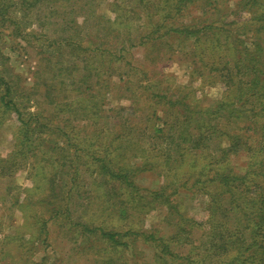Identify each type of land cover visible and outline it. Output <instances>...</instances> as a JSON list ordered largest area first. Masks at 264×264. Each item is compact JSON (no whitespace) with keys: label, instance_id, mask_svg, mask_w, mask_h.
<instances>
[{"label":"rangeland","instance_id":"374dc122","mask_svg":"<svg viewBox=\"0 0 264 264\" xmlns=\"http://www.w3.org/2000/svg\"><path fill=\"white\" fill-rule=\"evenodd\" d=\"M252 1L189 0L182 16L169 17L178 28L214 19L235 46L242 39V52L229 44L198 55L205 45H193L195 37L148 39L153 26L133 13V0L0 3V264H188L186 257L220 264L235 255L225 250L238 234L233 223L215 225L223 218L210 207L215 186L201 188L186 168L168 170L162 152L167 137L191 123L183 104L208 108L207 118L218 112L212 122L222 133L206 140L207 150L230 148L227 169L245 173L253 151L263 150L264 129L248 138V127L264 123L250 115L251 100L217 104L226 75L239 70L235 62L249 60L246 83L264 65V0ZM258 75L264 86V73ZM178 98L180 106L169 103ZM156 128L164 129L159 140ZM103 164L129 167L133 183L106 182L98 172ZM162 191L166 200L155 195ZM181 216L188 228L178 234ZM90 223L118 232L128 245L106 242L86 229L95 227ZM129 227L168 239L183 261L167 263L156 242L126 233ZM259 231H244V256L231 264H264L255 254L264 239Z\"/></svg>","mask_w":264,"mask_h":264},{"label":"trees","instance_id":"16d2710c","mask_svg":"<svg viewBox=\"0 0 264 264\" xmlns=\"http://www.w3.org/2000/svg\"><path fill=\"white\" fill-rule=\"evenodd\" d=\"M6 1L7 0H0V3H5ZM133 1L136 3L135 7H139L137 9H134L133 13L139 14L143 19H146L153 26V28L145 35L152 41L163 36H171L176 38L178 37L179 39H189L190 37H195V41L192 43L193 45L195 44L197 48V44L205 45L202 49H199L198 53H195L196 55L203 54L204 51H208L209 48L214 49L215 47H218L220 50H228L230 48L229 44H233L231 35L227 34L225 36V30L214 26V19L210 23H206L205 21H203V23L198 24L199 26L184 24V22H182L176 23V25L179 26L178 28L176 26H173L172 24H169L167 22V19L169 17L182 16L183 7H185L186 2L189 0ZM257 1L258 0H253L252 2L256 3ZM211 6H213V2L211 3ZM217 8L218 6H214L212 10H217ZM138 9H140V12H136V10ZM222 36L223 38L221 39ZM234 43L236 44V46L234 44L233 46L236 50L239 44H242V39H234ZM236 51L242 52L243 50L238 49ZM246 53L247 52H245V54ZM200 60H203V58H200ZM193 62L196 61L193 60ZM242 62V65L235 62V66L239 68L236 74H240L235 76L236 74L234 73H228L226 75V79L227 77H229L228 85L225 89L226 93H224L223 95L224 99H221V101H217V104L219 106V104L225 102V98L231 97L239 104L251 100V102L253 103V108L250 112V115L255 119L256 122H260V120L258 119L261 116H264V86L259 85L261 77L258 75V71L260 73H264V65L261 68H256L255 70H253L254 75H256L257 77L251 78L249 82L246 83L245 77L251 76V73L247 72V70L250 69L251 66H249V60L247 61V59L245 58L242 59ZM228 63L229 62L225 64ZM216 69L220 70L219 68ZM221 82L223 83V81ZM7 88H9V86ZM162 98L165 99V97ZM183 98L169 100V103L171 105L177 104L178 106H180ZM183 107L185 108V110H188V113L190 114L189 117L191 118V123L186 124L185 127H183V125L180 126V129H177V131L167 137L168 146H166L167 148L165 150V153L162 152V155L166 159L168 170H176L179 174V172L183 173V168H186L185 171L189 170V172L187 173L189 174L188 177L196 174L199 181H203V185L201 188L209 189V185L215 186L214 190L211 192L213 193V197L216 198V200L211 201L210 207L216 208L214 212H217L219 216L221 214L223 215L222 220H220V218L218 217V220L215 221V225H218V227L221 228L223 227L222 229H224V227L233 223L232 227L229 228L231 230L236 229V233H238L236 235H233L231 233L230 238H233L234 236L236 237L234 238L232 243L229 242V244H227V247L225 248V250L227 249L226 255L232 252H234L235 255L226 262H221V260L219 259L216 261L218 263L221 262L220 264H231V262H233L235 259H240L244 256L243 245L246 242V238H244V236H246L244 234V231L248 229V227L250 229V235L252 237L255 236L254 233L257 230H260V234H263L261 235V237L264 236V147L262 146L263 150L261 151L263 154L257 150L253 151V154L251 155L253 161L249 163L247 171L245 173L239 174V172L232 167L231 169H227L228 166H231L229 160L230 148H220L218 153L219 155L214 154V152L211 150H207V148H210L208 147L206 140H208L211 136L218 137L219 132H221L220 130L222 129L217 124L219 123V121H217V123L212 122V117H217L218 112L216 110H212L210 117L207 118V111L204 109L208 108H201L198 105H195L192 108L190 104H183ZM170 109L174 110L175 108L173 106H170ZM155 116L156 113L152 112V115L150 117L148 116V119L151 120ZM246 116L248 118V115ZM24 128L28 130L27 126H24ZM260 128L264 129V123L260 122V124L256 127H248L247 130H252V133L249 134L248 138L260 137L258 130ZM153 132L155 140H159L165 136L163 128H156L153 130ZM260 133H262V135L264 136L263 130ZM230 138L231 144L234 145L236 143L234 137L231 136ZM27 139L28 138H26L25 141ZM199 160H204L205 163L200 164ZM220 163L225 164V167H223V169L221 170L215 167V164ZM159 165H162L164 167V162L162 160H159L158 168ZM98 172L99 174L105 176L106 182L111 184L115 182L117 185H131L128 182L133 183V176H135L127 166H122L119 168V170L114 171L112 166L103 164L99 166ZM225 193L228 195V197L227 195L223 196ZM155 195H157L158 197L159 195H162V198H164L165 200L167 199V196L164 195V191L160 193L156 192ZM213 202H215L214 206ZM223 203L225 205H223ZM187 220L188 218L181 216V224H179L178 226V234H181L183 229L188 228ZM90 224L95 227L91 228L89 225H87V230L89 229L93 234L99 232L100 237L105 239L106 242L112 243L113 246L114 244L128 245V242H122L121 240H119L117 236H119L120 234L118 232L106 231L104 228L98 227V224ZM127 232L132 233V235H135V237H144L146 239H151L153 242H156L157 246L160 247V252L167 257L168 260H165L167 263L173 259H177L178 261H180L179 263H181L184 259V255L175 254V252H173L172 244H170L169 240L166 238L156 237V235H154L153 233L148 234L141 227H129V230L126 231V233ZM258 241L259 242L257 244V248L255 249V254L260 257V260H264V239ZM229 246H231L230 249H228ZM183 247L184 246H182V248ZM222 247H224V244L222 245ZM186 259L188 262H184L188 264H203V262L205 263L204 260L203 262H200L202 260L199 261L187 257ZM170 264L172 263L170 262Z\"/></svg>","mask_w":264,"mask_h":264}]
</instances>
